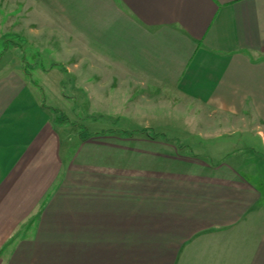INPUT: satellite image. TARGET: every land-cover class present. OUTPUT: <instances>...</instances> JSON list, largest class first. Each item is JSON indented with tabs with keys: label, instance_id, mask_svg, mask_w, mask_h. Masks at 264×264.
<instances>
[{
	"label": "crops",
	"instance_id": "crops-1",
	"mask_svg": "<svg viewBox=\"0 0 264 264\" xmlns=\"http://www.w3.org/2000/svg\"><path fill=\"white\" fill-rule=\"evenodd\" d=\"M0 6V264H264V0ZM51 51L109 130L52 122L20 67ZM171 95L194 141L137 129Z\"/></svg>",
	"mask_w": 264,
	"mask_h": 264
},
{
	"label": "rangeland",
	"instance_id": "rangeland-1",
	"mask_svg": "<svg viewBox=\"0 0 264 264\" xmlns=\"http://www.w3.org/2000/svg\"><path fill=\"white\" fill-rule=\"evenodd\" d=\"M5 14H6V10H4L0 6V61L3 60L1 57L8 54V52L12 53V51L14 50L18 51V48H14V46L9 47L8 45H6L7 42L5 41V36L8 37V34L7 35L4 34L5 31L3 30V24H2V21L5 20L6 18ZM54 52L55 51L49 52L50 53L49 55L42 54L41 57L40 56L38 57L37 56L35 57L27 56L25 58L26 62L20 63V67L23 70L25 69L26 71L30 72L29 75L32 77L33 81H38L41 84L44 90V98H46L47 103H49L50 105H52L53 107L57 109L56 110L57 112H54L55 115L52 117V122L55 125H58L60 123L66 124L64 126L60 124L58 125L59 126L58 128L62 130L64 136L69 135L71 137L77 136V134L81 135V133H85L88 135L91 130L92 131L109 130L112 124L110 123L109 118H106V117L100 118L99 116L97 119H92L93 117L98 115V114L97 115L94 114L95 112H93L92 116H88L90 115V113L87 110L88 108L85 102L86 97L82 93H80L81 95L78 94L76 96L71 97L75 99L76 101L75 104L67 100L68 94H66V88L63 89V85L61 83L62 80L67 81L66 73L63 72L65 68L63 67L62 64H59L60 70L58 71L55 69L48 68V67H51L50 66V58H51L50 56H52L53 58L55 57ZM14 60L16 61L18 60V58L14 57ZM17 63L18 62H13V63H9V65L13 67V66L18 65ZM42 65L48 69L41 70V68L43 67ZM61 69L63 70L62 73H61ZM59 77H62L61 80H59ZM113 92L114 91L109 90L108 92L109 94L107 96L109 99H112ZM171 96H170L171 105L169 107L163 106V104L156 105L155 107V112H154L155 120L156 122H159L157 125L159 124L164 125L165 123L164 128L156 125L154 128L156 132L152 128H145V127L137 128L138 127L136 126L137 124H139L140 126L143 124L144 122L143 118H136V120H134L133 123L131 124V127H135L139 129L140 131L146 130V132L151 133V134H154V133L162 134V131H163L165 134L172 136V135H179V133H181L183 137H189L192 141H194V137H192L191 133L186 132L184 130L186 127L183 128L181 126L180 128L177 125L178 122L184 123L185 120L184 118H182L181 120L179 119V115L177 113L176 107H174L172 103V102H175L176 99H174L173 96L172 97ZM82 97L83 99L81 100ZM69 102H70V105H69ZM109 113L114 114L112 112H109ZM57 118L64 119L65 122H61L62 120L60 121ZM117 123L120 124V126L124 128L130 127L129 126L130 121H127L125 119L123 120V118L119 119ZM19 229H18L19 231L14 235L12 242H10L8 245H12V243L18 237H22L23 235L28 234V232L26 231L24 233L23 227L20 226Z\"/></svg>",
	"mask_w": 264,
	"mask_h": 264
},
{
	"label": "trees",
	"instance_id": "trees-1",
	"mask_svg": "<svg viewBox=\"0 0 264 264\" xmlns=\"http://www.w3.org/2000/svg\"><path fill=\"white\" fill-rule=\"evenodd\" d=\"M53 111H54V112H57L56 109H53ZM57 119L60 120V121L62 120L61 122H65L64 119H59V118H57ZM127 134H131V133L129 132V133H127ZM154 135H159V136H161V137L164 138V135H163V134L154 133Z\"/></svg>",
	"mask_w": 264,
	"mask_h": 264
}]
</instances>
